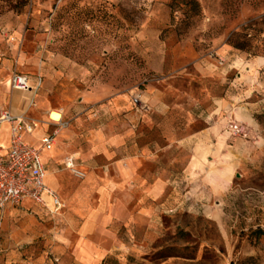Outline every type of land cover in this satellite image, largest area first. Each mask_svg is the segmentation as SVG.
<instances>
[{"label": "rangeland", "instance_id": "1", "mask_svg": "<svg viewBox=\"0 0 264 264\" xmlns=\"http://www.w3.org/2000/svg\"><path fill=\"white\" fill-rule=\"evenodd\" d=\"M14 72L42 78L28 117L38 120L39 99L50 121L69 112L60 134L78 132L79 119L102 124L95 102L136 112V95L150 107L159 97L179 103L184 127L228 132L198 150L181 209L154 231L121 229L130 247L114 241L101 264H264V0H0V89L9 94L0 112L12 108ZM77 141L63 142L52 170L79 182L87 172ZM70 155L84 177L66 168ZM64 202L56 217L0 215V264H82L79 218L71 222Z\"/></svg>", "mask_w": 264, "mask_h": 264}, {"label": "crops", "instance_id": "2", "mask_svg": "<svg viewBox=\"0 0 264 264\" xmlns=\"http://www.w3.org/2000/svg\"><path fill=\"white\" fill-rule=\"evenodd\" d=\"M7 85L12 91L11 78ZM10 93H14V101L9 110L14 115L33 111L30 108V93ZM8 95L0 89V97L4 101ZM162 100L159 97L157 102L151 103L152 112L142 116L137 112H125L117 106L92 103L91 106L99 104L91 111L104 122L86 126L79 119L78 132L64 131L57 137V146L42 153L47 170L45 183L60 197L61 191L62 200L65 199L71 209V222L76 223V218H79L76 253L82 264H101L115 249L114 241L125 248L130 247L117 237L121 229L131 234L151 232L154 231L152 227L158 225V218L170 212L177 213L183 205L180 202L183 199L180 185L184 178H192L198 150L207 149L209 141L221 135L219 126L202 124L198 128L193 125L184 127L178 114L181 110L179 103L170 104ZM87 101L85 103L90 102ZM38 104L34 115L41 124L32 135H25L26 140L36 148L40 147L42 137L53 131L49 116L44 112L45 104L40 99ZM214 104L218 106L216 102ZM192 106L193 113L194 109H198L197 103ZM76 109L80 111L86 107L83 104ZM57 113L60 118L69 115L68 111ZM225 121L228 122V116L218 124ZM227 134L224 131L221 137H228ZM66 139L72 143L78 140L83 161L81 167L87 172L83 181H73L69 175L52 170ZM48 153H51L50 158ZM46 200L52 205L51 198L46 197ZM25 208H33L48 216L29 200L21 206L8 207L5 213Z\"/></svg>", "mask_w": 264, "mask_h": 264}, {"label": "built area", "instance_id": "3", "mask_svg": "<svg viewBox=\"0 0 264 264\" xmlns=\"http://www.w3.org/2000/svg\"><path fill=\"white\" fill-rule=\"evenodd\" d=\"M42 78L32 83L27 75L14 72L11 77V90L32 95L30 108L35 107V99ZM135 111L139 115L151 112L150 105L141 96L132 98ZM41 122L28 117V114L14 115L9 109L0 112V215L8 207H18L26 200L37 204L43 212L51 217L60 216L67 205L62 198L45 183L47 170L42 160L44 151H51L57 146V137L68 124L51 121L54 130L42 137L40 147L32 146L25 135H32ZM236 133L240 130L235 127ZM78 158L70 155L65 160L68 170L79 177H84L77 170ZM46 197L51 198L49 205Z\"/></svg>", "mask_w": 264, "mask_h": 264}, {"label": "bare ground", "instance_id": "4", "mask_svg": "<svg viewBox=\"0 0 264 264\" xmlns=\"http://www.w3.org/2000/svg\"><path fill=\"white\" fill-rule=\"evenodd\" d=\"M51 118L55 119V120H53V119L51 120V121H55V122H59V121L62 120V118H60V115L58 113H56V112H53L51 114Z\"/></svg>", "mask_w": 264, "mask_h": 264}]
</instances>
